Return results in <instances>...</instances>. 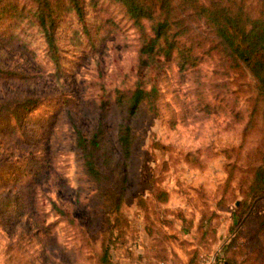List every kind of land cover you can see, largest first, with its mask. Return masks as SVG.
I'll return each mask as SVG.
<instances>
[{"label":"rangeland","instance_id":"obj_1","mask_svg":"<svg viewBox=\"0 0 264 264\" xmlns=\"http://www.w3.org/2000/svg\"><path fill=\"white\" fill-rule=\"evenodd\" d=\"M50 1L56 61L39 2L0 0V264H252L264 251V198L250 217L237 208L263 151L264 92L249 71L191 17L182 41L196 66L180 71L172 58L147 74L154 93L128 115L117 100L141 76L123 5L79 0V17L69 0ZM245 1L257 13L264 0ZM122 124L133 134L128 158ZM76 130L99 132L100 182Z\"/></svg>","mask_w":264,"mask_h":264},{"label":"trees","instance_id":"obj_2","mask_svg":"<svg viewBox=\"0 0 264 264\" xmlns=\"http://www.w3.org/2000/svg\"><path fill=\"white\" fill-rule=\"evenodd\" d=\"M120 2L135 30L139 35L137 70L141 76L138 84L128 95L119 94V103L125 101L127 114H134L142 103L148 101L154 88H145L143 78L147 74L162 71L163 65L172 58L180 71H186L197 64V57L192 53L182 39L187 31L186 19L191 17L201 20L213 33L220 51L228 56L235 65L243 66L256 82L257 90L264 92V1L261 10L253 12V7L245 0H117ZM37 21L40 26L51 56L56 61L55 27L57 13L56 5L50 0H37ZM72 9L82 17V7L79 0H69ZM34 100L27 99L21 103L27 106ZM18 108V107H17ZM3 106L0 105V113ZM253 108L250 119L254 116ZM264 115V110H263ZM248 123L245 124L243 136ZM96 130L87 140L76 130L77 147L84 153V166L87 174L93 180L100 182L103 175L94 161V150L98 145ZM264 141V139H263ZM118 146L124 158L131 155L133 134L130 126L120 125L118 129ZM258 164L254 167L243 201L237 210L249 212L255 209L259 200L264 198V144ZM124 183V182H123ZM124 196V189L118 193V199ZM249 202V206L248 203ZM118 204V203H117ZM7 204L5 208H9ZM263 218V216H262ZM261 223L257 230L260 231ZM245 226V224H243ZM257 257H261L258 259ZM264 251L258 248L251 253L252 264H264ZM107 262L106 252L100 257ZM225 264H231L228 259Z\"/></svg>","mask_w":264,"mask_h":264}]
</instances>
